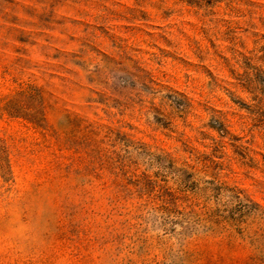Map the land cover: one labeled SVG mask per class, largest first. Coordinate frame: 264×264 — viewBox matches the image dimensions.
<instances>
[{"label":"rangeland","instance_id":"1","mask_svg":"<svg viewBox=\"0 0 264 264\" xmlns=\"http://www.w3.org/2000/svg\"><path fill=\"white\" fill-rule=\"evenodd\" d=\"M0 264H264V0H0Z\"/></svg>","mask_w":264,"mask_h":264}]
</instances>
